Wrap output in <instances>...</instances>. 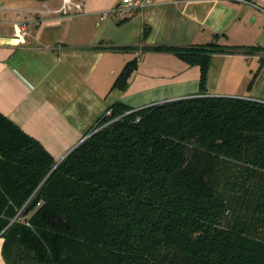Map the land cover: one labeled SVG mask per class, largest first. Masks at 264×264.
<instances>
[{"label": "trees", "instance_id": "trees-1", "mask_svg": "<svg viewBox=\"0 0 264 264\" xmlns=\"http://www.w3.org/2000/svg\"><path fill=\"white\" fill-rule=\"evenodd\" d=\"M220 37L161 46L199 65L200 93L116 101L59 161L0 112L7 264H264V101L204 85L213 53H258L259 69L264 48Z\"/></svg>", "mask_w": 264, "mask_h": 264}, {"label": "crops", "instance_id": "crops-1", "mask_svg": "<svg viewBox=\"0 0 264 264\" xmlns=\"http://www.w3.org/2000/svg\"><path fill=\"white\" fill-rule=\"evenodd\" d=\"M118 1L0 0V112L57 161L116 101L139 108L200 93L199 65L161 46L221 33L222 44L264 48V0H155L124 20L110 13ZM129 61L126 85H114ZM258 66V53H213L205 93L264 101Z\"/></svg>", "mask_w": 264, "mask_h": 264}, {"label": "built area", "instance_id": "built-area-1", "mask_svg": "<svg viewBox=\"0 0 264 264\" xmlns=\"http://www.w3.org/2000/svg\"><path fill=\"white\" fill-rule=\"evenodd\" d=\"M155 0H119L116 5L110 10V13L118 16L120 19H126L128 17L133 16L137 10L146 7L147 5L153 4ZM244 2L251 3L257 7L255 3L250 0H241ZM75 7L77 10H80L82 7V3H76ZM106 12L102 14L104 16ZM20 31L21 33L25 30V25L22 23L20 24Z\"/></svg>", "mask_w": 264, "mask_h": 264}, {"label": "water", "instance_id": "water-1", "mask_svg": "<svg viewBox=\"0 0 264 264\" xmlns=\"http://www.w3.org/2000/svg\"><path fill=\"white\" fill-rule=\"evenodd\" d=\"M82 139H84V137H83ZM81 141H82V140H81Z\"/></svg>", "mask_w": 264, "mask_h": 264}]
</instances>
